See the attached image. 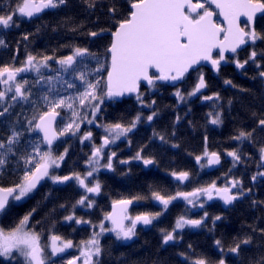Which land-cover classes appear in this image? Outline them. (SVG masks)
<instances>
[{"label": "snow or ice", "instance_id": "1", "mask_svg": "<svg viewBox=\"0 0 264 264\" xmlns=\"http://www.w3.org/2000/svg\"><path fill=\"white\" fill-rule=\"evenodd\" d=\"M84 2L91 9L96 7V0H84ZM127 2L126 15L121 14L114 5L108 7V16L113 20L111 29H100L88 33L91 37L102 36L105 32L111 35V42L106 49V56L110 57V60L106 62H102L99 55L91 53L88 48L75 46L70 48V55L57 58L55 54L37 57L29 53L20 67L0 65V85L3 86L0 88V104L30 100L33 94L32 86L27 80L21 82L19 78L22 73L35 72L39 77L37 83L43 82L47 85H54L62 80L64 73H76L74 80L79 81V87L83 89L74 95L65 96L54 92L52 87L48 88V92L42 97L46 110L28 120L27 131L42 134V136L39 142L25 146L23 152L20 150L23 133L17 130L15 124L9 127L7 136L0 139V177L9 169L13 161H15L14 171L23 173L18 181L12 184L5 185L0 182V215L7 213L12 206L26 201L44 181H51L53 184L74 182L85 192L77 204L88 208L93 207L94 201L87 194H99L101 184L99 181L92 184L91 180L99 172L100 167L112 169V160L116 156L115 152H111L107 156L108 163L101 164L105 149L122 137L127 138L144 118L137 114L127 125L121 122L97 125L104 128L105 135L101 138L99 146L93 145L91 155L85 161L86 171L83 174L80 172H70L67 175L53 174L61 167L68 155V148L59 155L54 154L55 142L65 136H78L82 125L95 123L97 113L101 111V105L106 99L115 101L116 98L123 97L125 94L138 93L141 81H146L148 86L154 87L158 81H182L187 75L196 72L197 76L191 91L183 93L177 89L174 95L178 101L197 96L208 87L205 74L200 71L203 67L202 62L210 63L212 71L219 74L222 64L229 62L226 53L230 52L236 56L241 45H245L248 41L255 43L257 40H264V34L258 33L254 26L256 14L264 13V0H204V2L201 0H195V2L194 0H127ZM66 4L67 0H16L14 4L10 3L0 9V28L6 30L18 27L17 17L31 19L47 9H58ZM206 4L215 5L219 10L218 14L227 22V27L213 20L214 12L210 11ZM241 16L247 18L245 21L247 30L240 27ZM22 38L27 40L28 35ZM0 46H7L4 39H0ZM258 55L264 59V52L258 54L253 50L247 59L241 61L237 57L231 62L241 70L250 61L256 64L257 69L264 68V65L257 61ZM89 56L95 59L98 65L93 70L98 77L96 79H89L84 71L77 72L78 65ZM53 61L58 65L53 69L55 75H43V70L50 69ZM152 69L156 70V74L151 73ZM102 71L107 72L106 77L101 75ZM258 75L264 80V70L259 71ZM64 83L68 89L77 87L75 82L69 83L65 80ZM224 84L232 85V81L226 79ZM136 99L142 107L150 108L156 103L153 100L151 104H146L139 94ZM219 99L218 92L203 96L205 101ZM10 102L0 111V117H4L9 112L12 106ZM61 110H66L70 116L63 123V127L57 130V122L64 120ZM156 116L158 112L152 111L146 120L151 122ZM209 116L212 117L210 121L212 124L222 123L221 113H209ZM253 116L255 117L256 113H253ZM257 128L264 132V118L258 119ZM255 131L256 128L250 131L240 130L231 139L241 144L246 141L251 142ZM92 135L91 131L85 132L79 136L80 142L91 141ZM159 139L163 142L165 137L160 135ZM128 143L131 144V141ZM28 147H31V151L27 150ZM142 152L143 149L137 151L132 159L141 161L145 167L153 165L154 158H146ZM258 152L257 166L264 168V146H261ZM226 154L232 158L234 165L242 160L238 149L227 151ZM204 159L207 161L206 165L201 163ZM195 160L201 168H204L220 164L221 156L218 152H208L206 148L203 156H196ZM121 163L127 164L128 161L124 160ZM171 175L179 183L190 178L187 171L172 172ZM257 176L264 177V171L258 172L252 180L255 181ZM244 195L242 182L236 179L229 180L224 186H218L216 181H212L206 187L196 188L191 192L177 191L175 195L166 196L154 191L150 198L157 202L161 211L142 212L135 216L129 215V206L142 197L113 200L111 211L106 212L99 222V231L94 230L87 240H82L79 244H74L71 239H65L55 232H50L47 241L43 242V234L36 230V225L30 224L36 212L33 208L20 218L14 227L10 229L0 227V258H4L8 264H55L54 258L62 259L69 249L76 248L79 255L67 260L66 264H100L103 249L99 237L105 232L114 233L116 241L132 240L136 236L138 224L152 225L178 199L186 201L193 207L198 205L203 208L204 204L198 203L200 197H206L207 200L218 197L225 205H231ZM256 203L253 201V204ZM207 217V212L200 219L179 216L171 230L161 229L162 244L167 245L176 241L179 232L186 227H201L206 223ZM220 219V216L214 217L213 223ZM64 220L74 221L77 225L88 224L93 229L97 227L92 225L91 221L75 217L74 213L65 216ZM104 221H108L111 227L106 228ZM259 231L264 234V228ZM251 243L252 237H245L238 240L228 251L239 254L242 245ZM215 244L220 247L221 241L216 240ZM220 251L223 252V248H220ZM180 255L186 254L180 253ZM191 264H209V261L206 257H197L191 261ZM216 264H226V261L220 258ZM252 264H264V255L254 259Z\"/></svg>", "mask_w": 264, "mask_h": 264}, {"label": "trees", "instance_id": "2", "mask_svg": "<svg viewBox=\"0 0 264 264\" xmlns=\"http://www.w3.org/2000/svg\"><path fill=\"white\" fill-rule=\"evenodd\" d=\"M16 0H0V9L7 5L14 4ZM115 6L123 15L127 14L128 2L127 0H96V7L89 8L84 0H67L65 6L58 9H52L44 12L41 16L26 20L20 17L16 18L18 27L10 29L0 28V39L6 41V47L0 46V65H14L15 67L22 66L26 56L31 53L37 57L41 55H53L58 57L70 55L71 47L79 46L81 48H88L91 53L97 54L102 62H106V48L110 44V34L105 32L102 36L91 37L88 35L91 31H99L100 29H111L113 20L108 16V7ZM119 18V17H117ZM72 29H77L73 31ZM114 30V29H113ZM256 31L264 34V15L259 17L256 21ZM28 35V39L24 40L22 37ZM264 52V40H259L257 46V53ZM15 57V59H14ZM257 61L264 65V59L259 55ZM107 66V63H106ZM58 65L51 62V68L43 70V75H55L53 69ZM98 67L97 62L91 56L84 59L83 63L78 65L77 72L84 71L89 79L98 78L93 71ZM264 68L248 71L243 78L233 79L234 89L228 91L224 96L226 97V109L224 111V118L222 121V130H211L210 121L202 118V112L193 110L186 114L183 108H179L174 97L169 91L164 90L160 95L153 93L150 96L144 95L146 104H151L155 100V105L149 107L138 106L135 98H129L115 103L114 108L109 107L105 102L101 105L102 111L105 113L111 112L116 117V122L128 124L137 114L146 117L152 111L158 112L153 122L147 126L141 123L137 126L138 131L134 134V144L137 148L142 149L147 147L150 151L149 157L159 160L161 154H168L165 157L167 162L178 159L179 167H182V159L179 156L185 153L189 156H202L205 149L212 152H218L227 159H230L226 154L227 151L238 149L242 155V161H258L259 148L264 146L263 138L264 132L257 128L259 118H264V93L262 79L259 77V71ZM34 75V76H33ZM28 72L25 79L29 81L32 86V96L27 104L22 102H13L9 108V112L0 118V139L7 136L9 127L15 124L18 131L23 133L22 144L20 150L23 152L25 146L32 143L39 142V137L34 133H29L28 120L39 112L45 109L42 97L48 92V88L52 87L54 92H59L67 96L69 92L64 81L70 83L77 82L74 80L76 73H64L63 79L57 81L54 85H47L43 82L37 83L38 75ZM184 88L189 87V80H185L182 84ZM187 90V89H185ZM141 95V94H140ZM143 97V95H141ZM231 101V104H229ZM149 110L150 112L148 113ZM65 110H61V115L65 116ZM256 113V116H253ZM179 117V120H177ZM109 122V120H105ZM256 128L251 142H244L243 144L231 139L236 136L240 130L250 131ZM155 133V135H154ZM163 135L165 140L162 142L159 136ZM205 137H207V144L205 145ZM151 138H153L151 140ZM76 144L74 141L62 140L57 145ZM159 144L178 145L176 150L173 149H159ZM159 149V150H158ZM31 151V147L27 148ZM75 151L69 150V153ZM73 160L72 164L80 162V158L67 159ZM232 160V159H231ZM67 161V162H68ZM79 168L80 166L76 164ZM15 161L4 173V178L0 182L5 185L12 184L18 181L23 174L20 171H14ZM230 175V176H229ZM237 174L232 172L223 175L222 177H234ZM135 176L140 177H156L154 171L138 172ZM140 185V190L147 191L154 189L158 185L153 181H146L135 183ZM71 188V187H70ZM52 189L42 188L36 194L22 203V206L14 208L2 214L0 217V227L10 229L22 218L25 214L33 208L36 212L31 218L30 224L36 225V230L43 234V242L47 241V236L50 232L62 236L65 239H71L74 244H79L82 240H87L91 233L89 230L78 231L72 224L73 222L65 221L64 217L73 214L79 217V211L76 209L77 197L72 188ZM109 189V188H108ZM117 192L119 190H116ZM110 192V189H109ZM261 200L264 202V188L261 189ZM65 207L61 208L60 206ZM75 206V207H74ZM39 222V224H37ZM65 222L69 225H65ZM264 228V211L261 206L244 204L235 209L229 216L228 224L217 228V235H214L213 241L220 240V247L212 246L210 249L211 263L216 264L220 258H223L225 252L233 246L238 240L251 236L252 243L250 245H242L239 254L228 256L226 264H252L254 259H259L264 255V234L260 233L259 229ZM256 229V231H253ZM203 238L198 236H184L182 243L175 247L179 253H185V261H180L174 258V251L165 249L162 251L157 246V243L147 238L145 245L137 247V250L129 259H124L122 251L112 248V244L105 240L102 245L103 254L100 257V264H188L193 259L199 257V253L205 252L203 246ZM201 244V246H200ZM186 245L193 246V254H190V249ZM200 246V247H199ZM220 248L223 252L220 254ZM72 256L67 254L62 259L55 258V264H65ZM203 257V255H201ZM0 264H8L4 258H0Z\"/></svg>", "mask_w": 264, "mask_h": 264}, {"label": "flooded vegetation", "instance_id": "3", "mask_svg": "<svg viewBox=\"0 0 264 264\" xmlns=\"http://www.w3.org/2000/svg\"><path fill=\"white\" fill-rule=\"evenodd\" d=\"M195 2V0H194ZM201 2H204V0H201ZM210 11L214 12L213 20L224 27V23L219 17L218 11H216L212 6L209 4L205 5ZM261 17V16H259ZM259 17L255 18V29H256V21ZM24 19V18H23ZM30 20V19H26ZM245 19H240V27L245 28ZM222 38V37H221ZM259 40H257L255 43L252 41H248L245 46L237 51L236 56L234 55H228L226 54V57L228 58L229 62L222 64L221 70L219 74H216L214 71H212L211 68H208L206 66L201 67L200 71L204 72L205 79L208 83V87L201 91L200 94L193 97H186L184 101H178L176 96L174 95L175 91L177 89H180L183 93H187L188 91H191L195 79L197 76L196 72H192L190 75H187L179 84L170 86L166 83H159L157 82L154 87H145L143 85L140 86L138 94L146 96H150L153 93H157L160 95L164 90L169 91L170 94L174 97L175 101L177 102V105L179 108H183V111L187 113L193 111V110H199L202 112V118L204 120L211 121V116H209V113L215 114L216 112L221 113V119L223 121V109H226V97L225 94L228 93V91H232L234 89V83L235 81L233 79L235 78H243L244 75L250 71V70H256V64L252 61H250L247 65H245V68L243 70L237 69L235 67V64L231 61L235 58H239L241 61L248 58L251 51L255 50L257 52V46H258ZM109 46V45H108ZM107 49V48H106ZM215 56V52L213 53ZM258 58V57H257ZM109 60V57L107 61ZM152 74H156L154 71H151ZM27 73H22L20 75L21 82L25 79V75ZM32 74V72H31ZM33 75V74H32ZM101 75L105 77L106 71H102ZM34 76V75H33ZM231 80L232 85H226L224 84V80ZM185 80H189V87L184 88L182 84H184ZM3 86L0 85V88ZM187 89V90H185ZM218 92L220 95L219 100L214 101H205L203 100V96L206 95H212L213 93ZM137 96V95H136ZM136 96L129 97V98H135ZM127 98V99H129ZM126 100V99H123ZM137 100V99H136ZM115 103L117 102H106V104H109V107L114 108ZM138 106H141L139 103H137ZM142 107V106H141ZM144 109V107H142ZM148 113L150 112L147 110ZM225 115V114H224ZM148 115L146 114V117ZM146 117L141 120V123L143 126H147L151 124L153 121L148 122L146 120ZM109 120V122H106L105 120ZM116 117L111 113H105L101 111L97 113V119L94 124L92 125H82L81 131L78 136L71 137V136H65L62 137L60 141L62 140H69L74 141L76 144H72L71 146L65 145H57L55 144L53 147V152L56 155H59L60 153L64 152L65 148H68V155L65 158V161L61 164V167L57 169L53 174L55 175H67L70 172H80L83 174L86 171L85 167V161L88 159V157L91 155L93 145L99 146L101 143V138L105 135L104 128L102 126L97 125H106V124H112L115 123ZM137 124V126L139 125ZM211 130L213 131H221L223 126L222 123L218 125H214L210 122ZM91 131L92 132V140L91 141H84L83 143L80 142L79 136H82L85 132ZM138 131V128L136 127L134 131L129 134L127 138H121L120 140H117L115 144H112L110 147L105 149L104 152V158L101 160V164H107V156L111 152H115L116 156L112 160V169H107L105 167H100L99 172L96 173L95 177L92 178L91 183L94 184L96 181H99L101 184V192L99 194H87L90 199L94 201V206L91 208H88L86 206H81L77 204V201L80 199L81 196L85 195V192L83 189L79 188L74 182H69L67 184H53L51 181H44L41 183V185L38 186L37 190L34 191V193L29 197H33L38 190L44 187V189L49 190L52 189H62V188H72V190L75 191L77 201H76V209L79 211L80 216L77 218H81L83 220H88L92 222V225H97L95 229L91 225L88 224H80L77 225L74 221L73 226L78 230H89L90 233H92L94 230L99 231V222L103 219L104 214L106 212L111 211V205L113 200L118 199H131L132 197L140 196L142 199L135 201L132 205L129 206V215L135 216L142 212H150V213H156L160 212L161 208L157 206V202L152 200L151 194L152 192H159L161 195H175L177 191L180 192H191L196 188L206 187L208 184H210L212 181H216L218 186H224L229 180L236 179L242 182L243 189L245 191V195L242 196L239 200L235 201L231 205H225L224 202L219 199L218 197H214L212 200H207L206 197H200L198 203H203L204 207L200 208L198 205L196 207H193L192 205H189L186 203V201L182 199H178L174 201L168 208L167 212L164 213L161 217H159L158 220L154 221L152 225L144 226L141 224L137 225L136 229V236L133 237L132 240L128 241H116L114 233L111 232H105L102 236L99 237L101 246L103 245V242L105 240H108L110 244H112V248L118 251H122L124 253V259L127 260L129 257H132V254L137 250V247L144 246L147 238L154 240L157 243V246L159 249L164 251L165 249H171L174 251V258L180 261H185V257L181 256L178 251H176L175 247L179 246L182 243V239L184 236H191L192 238L195 236H198L200 239L203 238L204 243L203 246L205 247L204 251L199 253V257L203 255V257H206L209 261V264L211 263V256H210V249L212 246L217 247L215 244V241H213V238H215L214 235H217L216 231L218 227H221L222 225L228 224V218L229 216L235 211L236 208H238L241 205L248 204V205H256L261 206L264 211V202L261 200V189L264 188V177L257 176V179L255 181L252 180V177L256 175L260 171H264V168H258L257 164L258 161L252 162L245 159V161L238 162L235 165L233 164L232 158L230 159L225 158L224 156H221V162L220 166L217 169L209 170L208 166L201 168L200 165L195 160V157L189 156L185 153H182L181 156H179V159H182V167H179L178 159L175 161L167 162L165 160V157L168 156V154H161L160 162L159 160H155V163L153 165H149L145 167L141 161L134 160L132 157L135 156L136 152L140 150V148H137L134 144V134ZM264 136V135H263ZM153 138H151L152 140ZM165 140V139H164ZM128 141H131V144L128 143ZM264 142V138H263ZM204 144H207V141L204 142ZM159 149L166 148V149H173L176 150L177 147H173V145H167L166 144H159ZM142 155L146 158H148L150 151L147 150L149 148L143 147ZM158 149V150H159ZM42 150L43 147H42ZM69 150L75 151V153H69ZM208 152H212L211 150H207ZM203 156V155H202ZM71 157H77L80 158V162L73 163L72 166H68V164L72 163L73 160L68 161L67 159ZM152 158V157H151ZM127 160V164H122L121 161ZM68 161V162H67ZM201 163L207 164L206 159L202 160ZM78 164L80 167L78 168L76 166ZM156 172V177H140L135 176V173L138 172ZM180 171H187L190 174L189 180H186L182 183L177 182L171 175L172 172H180ZM232 172V174L236 173L237 175L234 177L225 176L223 175ZM4 174L0 179L4 178ZM146 181H153L158 186L156 188L149 189L147 191L140 190V185L136 186L135 183L140 182H146ZM91 186V185H90ZM70 188V189H71ZM110 192H109V189ZM250 189V191H248ZM116 190H119L118 192ZM28 198V199H29ZM253 201H256V204H253ZM24 202V201H23ZM15 205L14 208L22 206V203ZM208 213V217L206 220V223H204L201 227L197 228H190L186 227L185 229L181 230L179 232V236L177 237V240L174 242H170L167 245L162 244V233L161 229H167L171 230L172 226L174 225L175 220L183 215L188 219H200L204 213ZM220 216L221 219L218 221H215L213 223L214 217ZM1 217V215H0ZM76 217V216H75ZM67 222V221H66ZM65 222V225H69ZM70 222V221H69ZM70 222V223H71ZM105 227L110 228L111 224L108 221H104ZM74 242V241H73ZM201 246V244H200ZM199 246V247H200ZM185 247L189 248V245H186ZM190 254H193V246L191 245ZM221 254L222 252L219 251ZM71 255L77 256L79 255V252L76 248L69 249L68 252L65 255ZM232 254L230 252H225L223 258L225 259L227 263V257ZM71 257V258H72ZM70 258V259H71ZM55 259V258H54ZM151 264H156L154 262H151ZM188 264H191L188 263Z\"/></svg>", "mask_w": 264, "mask_h": 264}, {"label": "water", "instance_id": "4", "mask_svg": "<svg viewBox=\"0 0 264 264\" xmlns=\"http://www.w3.org/2000/svg\"><path fill=\"white\" fill-rule=\"evenodd\" d=\"M216 11H218V13H219V10L215 7V5H211ZM48 10H50V9H47V10H45V11H48ZM44 11V12H45ZM44 12H42V13H40V14H38L37 16H34L33 18H31V19H34V18H37V17H39V16H41ZM264 15V13H257L256 14V17H259V16H263ZM219 17L221 18V20L223 21V23H224V27H227V22L224 20V18H223V16H220L219 15ZM23 18H25V19H28V18H26V17H23ZM240 19H247L246 17H244V16H241L240 17ZM112 39V37H111V35H110V40ZM111 42V41H110ZM245 45H241L240 46V48L238 49V51L240 50V49H242L243 47H244ZM214 52H215V50H214ZM226 54H228V55H233L232 53H226ZM109 60H110V57H109ZM203 63V66H206V67H208V68H211V65H210V63H207V62H202ZM212 69V68H211ZM151 71H154L155 73H156V70L155 69H152ZM106 76H107V73H106ZM159 83H166V84H168V85H170V86H174V85H177V84H179L181 81H158ZM262 83H263V93H264V80H262ZM141 85H143V86H145V87H148V84H147V82L146 81H141V83H140V85H139V88H140V86ZM138 92H139V89H138ZM138 93H128V94H125L123 97H119V98H116L115 99V101H113V102H120L121 100H123V99H127V98H129V97H132V96H136ZM106 102H111V100H105ZM35 134H37V133H35ZM39 137H41L42 136V134H37ZM58 142V141H57ZM57 142H55V144L57 143ZM54 144V145H55ZM220 166V164H218V165H213V166H208V168H209V170H214V169H217L218 167Z\"/></svg>", "mask_w": 264, "mask_h": 264}, {"label": "rangeland", "instance_id": "5", "mask_svg": "<svg viewBox=\"0 0 264 264\" xmlns=\"http://www.w3.org/2000/svg\"><path fill=\"white\" fill-rule=\"evenodd\" d=\"M32 74H35V72H32ZM77 81V80H76ZM70 83V82H69ZM76 84H77V87L76 88H73V89H68V93H67V96H69V95H74L76 92H79V91H83V89L82 88H80L79 87V81H77L76 82ZM11 94H9V96H10ZM10 102V101H9ZM9 102H6V103H4V104H0V111H2L3 110V107H7L8 106V103ZM23 104H27L28 103V101H21ZM11 104L13 103V102H10ZM65 116H63L64 117V120L63 121H58L57 122V124H56V128H57V130H59L61 127H63V123L64 122H66L67 120H68V118H69V116H70V113L69 112H67L66 110H65ZM90 118V117H89ZM84 125H87V124H84Z\"/></svg>", "mask_w": 264, "mask_h": 264}, {"label": "bare ground", "instance_id": "6", "mask_svg": "<svg viewBox=\"0 0 264 264\" xmlns=\"http://www.w3.org/2000/svg\"><path fill=\"white\" fill-rule=\"evenodd\" d=\"M1 118V117H0Z\"/></svg>", "mask_w": 264, "mask_h": 264}]
</instances>
